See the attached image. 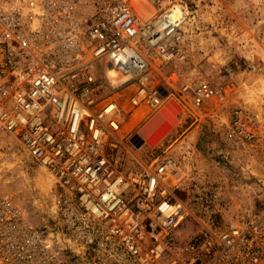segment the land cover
<instances>
[{"label": "built area", "instance_id": "1", "mask_svg": "<svg viewBox=\"0 0 264 264\" xmlns=\"http://www.w3.org/2000/svg\"><path fill=\"white\" fill-rule=\"evenodd\" d=\"M188 15L176 0L144 17L127 0L90 15L0 0V135L52 179L38 220L0 181V264H264V181L257 204L234 202L169 151L141 163L128 149L167 95L201 111L233 90L181 69ZM225 132L263 147L264 106L233 107Z\"/></svg>", "mask_w": 264, "mask_h": 264}, {"label": "rangeland", "instance_id": "2", "mask_svg": "<svg viewBox=\"0 0 264 264\" xmlns=\"http://www.w3.org/2000/svg\"><path fill=\"white\" fill-rule=\"evenodd\" d=\"M112 1L79 0V8L90 15ZM127 1L143 17L165 5V0ZM176 1L185 5L189 14L182 26L187 57L179 64L181 69L196 78L232 83L233 90L222 105L212 104L201 111L194 109L188 99L176 93L169 95L180 105L176 120L160 143L159 138L157 142L147 141L133 152H144L141 161L146 162L152 153L169 151L179 158L186 178L197 176L219 182L232 201L257 204V194L262 192L259 186L264 181V146L238 150L225 129L232 108L238 104L264 106V0ZM227 66L231 75L225 73ZM40 168L19 143L0 135L1 184L37 220L49 204L52 186V179L44 188L35 181Z\"/></svg>", "mask_w": 264, "mask_h": 264}, {"label": "bare ground", "instance_id": "3", "mask_svg": "<svg viewBox=\"0 0 264 264\" xmlns=\"http://www.w3.org/2000/svg\"><path fill=\"white\" fill-rule=\"evenodd\" d=\"M171 99H174V98H171ZM175 100V99H174ZM176 101V100H175ZM177 102V101H176ZM166 103H168V104H166ZM179 104V103H178ZM162 107H165V109L168 111V112H172V108H173V102H171L170 101V98H169V95H167L166 96V98H163L162 99V102H161V104L158 106V107H156L155 109H153V110H151V111H149L148 113H146V114H144L143 115V117L141 118V121H138V123H136V124H133V126H132V132L130 133V136L133 138V139H135V141L136 140H138V141H136L135 142V146H134V148H131V147H128V149L131 151V153L132 154H134L136 157H137V159L138 160H140V157H139V153L138 152H136L135 153V151L133 152V150H135V148H136V146H137V150L139 151V149H141L143 146H144V144L146 143V137H147V135L151 132V129L149 130V131H147L144 135V138H143V140L141 141V143L139 142V134H138V132H139V129H140V127L150 118V117H152V115H154L155 113H157V112H159L160 114L161 113H163V111H161V110H159L160 108H162ZM180 108V107H179ZM177 107H175V110L177 111ZM185 109V106H183L182 107V111ZM176 111H174V116H175V120H176ZM166 114L165 113H163L162 114V117H161V119H160V122H162L165 118H166ZM174 120V121H175ZM174 121H172V123L174 122ZM172 123L170 124V126L172 125ZM169 126V127H170ZM168 127V128H169ZM152 129H153V127H152ZM137 131V132H136ZM133 135V136H132ZM163 135H161L160 137H159V140H158V143H160L161 142V140H162V137ZM162 137V138H161ZM141 138V137H140ZM15 140V139H14ZM16 141V140H15ZM17 143H18V141H16ZM157 142V141H156ZM19 145H20V143H19ZM21 146V145H20ZM140 162L142 163V161L140 160ZM35 181L37 182V183H39L43 188H44V186H46V184H48V182H50L51 181V175L48 173V172H46L42 167L40 168V170L36 173V175H35Z\"/></svg>", "mask_w": 264, "mask_h": 264}, {"label": "water", "instance_id": "4", "mask_svg": "<svg viewBox=\"0 0 264 264\" xmlns=\"http://www.w3.org/2000/svg\"><path fill=\"white\" fill-rule=\"evenodd\" d=\"M170 101L173 102V108L171 109L172 112H168L165 107L160 108L159 110L163 111V113H165L167 116L166 118L160 122V119L162 117L163 113H155L154 115H152V117H150L139 129V142H141L144 138V134L149 131L151 129V132L147 135L146 137V142L148 141L149 143H153L155 142L161 135H163L166 130L168 129V127L170 126V124L172 123V121L175 120V116H174V111L175 107L179 108L180 105L174 100L170 98ZM168 104V103H166ZM153 127V129H152Z\"/></svg>", "mask_w": 264, "mask_h": 264}]
</instances>
